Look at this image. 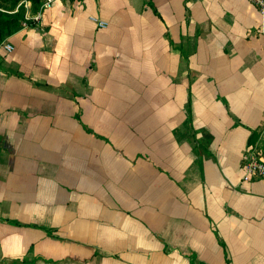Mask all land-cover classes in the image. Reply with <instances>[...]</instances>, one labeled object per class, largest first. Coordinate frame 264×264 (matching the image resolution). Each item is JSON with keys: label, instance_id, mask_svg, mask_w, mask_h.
Returning <instances> with one entry per match:
<instances>
[{"label": "crops", "instance_id": "1", "mask_svg": "<svg viewBox=\"0 0 264 264\" xmlns=\"http://www.w3.org/2000/svg\"><path fill=\"white\" fill-rule=\"evenodd\" d=\"M3 40L0 264H264L253 4L54 0Z\"/></svg>", "mask_w": 264, "mask_h": 264}, {"label": "built area", "instance_id": "2", "mask_svg": "<svg viewBox=\"0 0 264 264\" xmlns=\"http://www.w3.org/2000/svg\"><path fill=\"white\" fill-rule=\"evenodd\" d=\"M253 4L260 13L262 20L264 21V0H248ZM54 0H41L40 4L35 10H32L31 4L28 0H20L19 4L24 7L22 17L20 19V26H39L42 22L43 11L50 8ZM17 5V6H18ZM17 6L11 10H17ZM88 19L94 22L99 28H105L108 22L104 19L97 17L94 14H89ZM1 44L7 51H12L14 45L8 41H1ZM242 179L250 180L254 177L264 178V157H261L253 152H249L244 155L242 159Z\"/></svg>", "mask_w": 264, "mask_h": 264}, {"label": "trees", "instance_id": "3", "mask_svg": "<svg viewBox=\"0 0 264 264\" xmlns=\"http://www.w3.org/2000/svg\"><path fill=\"white\" fill-rule=\"evenodd\" d=\"M28 1L31 4L32 10H35L41 2V0ZM19 2L20 0H0V42L20 24L24 7L22 4L18 5ZM17 5V10L11 11ZM256 136L257 131H254L249 138V142L254 141Z\"/></svg>", "mask_w": 264, "mask_h": 264}, {"label": "rangeland", "instance_id": "4", "mask_svg": "<svg viewBox=\"0 0 264 264\" xmlns=\"http://www.w3.org/2000/svg\"><path fill=\"white\" fill-rule=\"evenodd\" d=\"M17 8H18V6H17Z\"/></svg>", "mask_w": 264, "mask_h": 264}]
</instances>
